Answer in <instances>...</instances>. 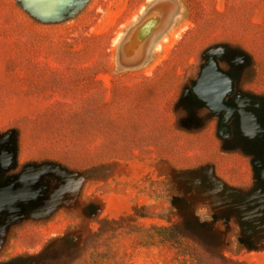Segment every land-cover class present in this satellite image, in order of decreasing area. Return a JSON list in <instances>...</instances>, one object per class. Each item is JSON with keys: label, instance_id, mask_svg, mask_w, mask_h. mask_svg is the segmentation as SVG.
Segmentation results:
<instances>
[{"label": "rangeland", "instance_id": "374dc122", "mask_svg": "<svg viewBox=\"0 0 264 264\" xmlns=\"http://www.w3.org/2000/svg\"><path fill=\"white\" fill-rule=\"evenodd\" d=\"M211 62L231 118L194 90ZM70 246L58 264H264V0H0V264Z\"/></svg>", "mask_w": 264, "mask_h": 264}, {"label": "water", "instance_id": "95a60500", "mask_svg": "<svg viewBox=\"0 0 264 264\" xmlns=\"http://www.w3.org/2000/svg\"><path fill=\"white\" fill-rule=\"evenodd\" d=\"M71 0H27V3L43 12L60 13ZM231 87L230 75L223 71L217 62H211L203 70L194 87L196 94L205 100L211 108L217 111L227 110V114H234V107L225 101ZM225 115V117H226Z\"/></svg>", "mask_w": 264, "mask_h": 264}, {"label": "trees", "instance_id": "16d2710c", "mask_svg": "<svg viewBox=\"0 0 264 264\" xmlns=\"http://www.w3.org/2000/svg\"><path fill=\"white\" fill-rule=\"evenodd\" d=\"M139 211L137 208H135V212ZM112 223L114 222V220L111 219H104L103 220V224H107V223ZM184 222H179L177 224H175L174 226L172 225H150V227L148 228L149 231H156L157 233H159L164 240L169 241V242H180L181 238H182V233L179 232V234H177L175 232V234H173V230L175 229H181L184 227ZM92 238V237H91ZM91 238L87 239V242L85 243V246L88 245V242L91 240ZM205 242L209 245V246H214L216 248H218V252H219V256L220 259L222 261H228L225 259V256L222 254L221 250L219 249L220 244H219V239L218 236L216 234V232L214 231H210V233L207 235V237L205 238ZM73 249H75L76 251H78V248H73V246H70L68 251H64V250H43L41 253V257L40 259L43 261V263L45 264H58V261L62 258L65 257L67 254H69L70 252L73 253ZM230 261V260H229ZM233 264H254V263H248L245 261H232Z\"/></svg>", "mask_w": 264, "mask_h": 264}]
</instances>
